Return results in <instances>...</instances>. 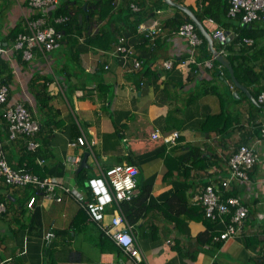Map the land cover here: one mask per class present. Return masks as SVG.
<instances>
[{
  "label": "crops",
  "instance_id": "0c3cea01",
  "mask_svg": "<svg viewBox=\"0 0 264 264\" xmlns=\"http://www.w3.org/2000/svg\"><path fill=\"white\" fill-rule=\"evenodd\" d=\"M172 1L194 15L201 14L209 2ZM27 2L0 0L1 48L10 49L15 40L13 29L24 26V18L35 14ZM133 4L139 8L137 13L128 7ZM225 5L228 8L227 2ZM223 12L219 10L218 22L204 19L203 27L210 35L221 28L236 38L235 32L244 26ZM127 14L131 15L126 18ZM112 15L115 20L110 18V22L94 20L89 33L93 28H107L114 42L123 37L142 62L141 69L131 71V61L114 54L113 46L98 50L73 35L77 43L66 50L67 55L71 48L78 54L75 77L70 81L76 86L71 103L52 83L45 91L50 97L46 108L36 104L39 89L31 87V80L52 73L55 51L45 58L35 52L30 61L13 49L1 56L11 69L8 104L22 103L40 124L38 140L46 153L43 163L36 165L46 177L80 190L82 182L75 174L79 165L70 166L69 158L81 161L88 153L87 163L90 160L97 168L93 177L117 165L136 167L138 194L125 211L139 246L140 264H264V142L257 146L258 161L249 173V182H231L224 190L225 197H239L248 209L240 234L213 242L223 226L206 220L202 209L191 201L206 185L219 186L228 176L230 156L260 136L264 110L257 97L264 91V22L247 26L253 38H246L253 45H236L232 48L235 53L226 51V58L255 75L253 82L239 68L241 90L233 85L228 72L218 75L216 61L212 69L194 64L212 56L200 48L190 59L187 43L170 35L184 20L180 10L162 0H115ZM137 16L141 20L138 26ZM154 23L168 31L155 43L145 32H138L139 26L148 28ZM214 48H220L217 41ZM163 61L172 62L174 68L163 69ZM155 131L160 136L178 132L179 137L173 144L161 138L151 140ZM6 136L5 124L0 123V138ZM81 136L86 137L89 148L68 147ZM23 148L20 141L5 144L11 167H19ZM31 196L36 200L30 212L26 203ZM0 203L6 205L5 214L0 215V254L11 264H127L116 246L88 220L84 209L68 197L56 203L30 188L11 189L0 179ZM45 232L53 234L48 245L43 240Z\"/></svg>",
  "mask_w": 264,
  "mask_h": 264
},
{
  "label": "built area",
  "instance_id": "2783aa9c",
  "mask_svg": "<svg viewBox=\"0 0 264 264\" xmlns=\"http://www.w3.org/2000/svg\"><path fill=\"white\" fill-rule=\"evenodd\" d=\"M59 0H28V6L35 13L34 17L24 18L25 33H19L13 44L8 50L21 52L22 59L30 61L35 52L42 57L61 48L63 44V34L55 28L56 25L65 23L67 17L51 18L49 12L58 6ZM228 4L227 17L236 19L240 17L241 26L250 25L254 22H264V0H224ZM130 10L137 13L139 8L130 5ZM52 21V24H50ZM96 28H93V32ZM138 32H146V37L160 36L164 29L160 24L154 23L153 26L146 28L141 25ZM174 35L183 37L190 46V59L195 55L196 49L201 44L194 26L191 23H184L173 32ZM213 38L218 41L221 48L219 54L225 55L223 47L226 36L224 31L216 29ZM251 46L253 41L249 38H242L240 45ZM8 50L0 47V56L7 53ZM114 54L120 56L123 60L131 61V71H138L142 62L134 56L131 47H127L123 37H119L114 49ZM183 64H186L184 62ZM198 67L212 69V60H205L200 63L194 62ZM162 67L170 70L173 64L170 61L162 63ZM218 75H223V67L218 66ZM106 69V67H105ZM257 103L264 106V91L257 97ZM0 123L5 124L7 136L4 140L0 138V179L11 189L30 188L36 193L41 194L45 200L53 199L56 203H61L64 197H68L86 211L88 220L95 223L105 238L111 240L128 258L129 264H140L142 257L138 246L132 235L131 226L123 214L118 202L130 200L133 196L132 187L137 170L131 166H115L106 170H101L98 177L91 178L84 182V189L66 185L60 179L50 177H39L38 175L27 171L24 168H13L9 165L6 154L5 144L22 142L27 151H34L39 144L34 140L35 135L40 129V125L34 120L30 112L21 103L13 105L8 104V85L4 82V77L0 71ZM260 136L255 138L252 143L241 145L238 150L228 159V179L221 182L222 188H227L231 181L248 182L249 173L258 161L257 146L264 142V125L259 128ZM179 137L178 132L170 135L160 136L157 131L151 134L152 140L161 138L165 143H174ZM69 148L87 147L89 143L85 136L76 139L75 142L68 144ZM42 164L43 159L36 160ZM79 160L69 158V165H78ZM36 198L31 196L26 209L32 211ZM113 202L115 209L112 211L108 222L104 221L105 209ZM193 202L203 208L204 217L211 222L219 223L223 230L219 236L212 238L213 242L225 241L240 233L243 222L247 217V208L243 206L238 198L228 197L221 199L220 191L213 185L204 187L199 195L193 197ZM6 205L0 203V215L5 214ZM53 238L51 232H45L43 236L44 243L48 245ZM10 259H3L0 255V264H10Z\"/></svg>",
  "mask_w": 264,
  "mask_h": 264
},
{
  "label": "trees",
  "instance_id": "16d2710c",
  "mask_svg": "<svg viewBox=\"0 0 264 264\" xmlns=\"http://www.w3.org/2000/svg\"><path fill=\"white\" fill-rule=\"evenodd\" d=\"M59 1L61 2L58 4V6L50 10L49 16L51 18H56V17L68 18V20L65 23L55 26L57 31L63 34V44L65 45L68 44L69 46H72V43H74L76 45L77 38H74L75 36H73L76 35V36H80V38H84L85 44L98 50L107 51L109 50V48H111V46H114L115 44L114 35L113 33L109 32L107 28L106 29L99 28L98 30L96 29V31L93 33H89L88 30H89V26L91 27V25L93 24L92 22L94 20L97 21L107 20V22H110V18L112 17V13L114 11L115 0H85L83 2H80L81 0H73V1L59 0ZM224 3L226 4V2ZM225 4H221V0H209L208 4L205 5L201 10L202 13L201 14L195 13V16L202 25L204 19H210L218 22L219 10L224 9L222 15L225 14L227 16L228 8ZM130 15L131 14H127L126 18H128ZM34 16L35 15H33L32 17ZM239 19L240 17H238L236 20L238 21ZM140 21H141L140 16H137L136 18L137 26L140 23ZM183 21H189V19L185 16V19ZM50 24H52V21H50ZM110 24L111 23H109V25ZM223 25L225 26V24ZM238 31L235 32V34L237 35L236 38H233L231 43L228 44V46L226 45L227 47L225 46V50L227 52L229 51L230 53H235L232 52L233 51L232 48L237 44H240L242 38H246L250 36L251 38H253L252 35H250L251 30L248 29L247 26H244ZM25 32L26 30L24 26L21 27V25H17L13 29L11 34L14 36V38H16L19 33H25ZM71 50L72 53L68 54L67 56L66 55L62 56V54L58 55L57 58L60 57L62 64L58 66L55 63L52 67L51 74L49 73L48 75L44 76V78H39V76H33V79L31 80L32 83L31 87L32 88L38 87L39 89L36 95V98L38 97L36 101V104L38 106L44 108L49 104L50 97L47 94H45V91L48 85L52 83L56 84L61 89L63 94L66 96V100H68L69 102V99L67 98V94L68 93L72 94L76 87L75 85L71 84L70 81L72 78L75 77V73H74V71L76 70L75 65L78 60V54L74 52L72 48ZM200 51L205 52L209 56H211L206 49L205 40H203V44L201 46ZM239 52L242 53L243 49L240 48ZM1 56H0V71L4 77V82L7 83L8 85V83L10 82L11 69H9V66L6 62L2 61ZM21 57L22 56L20 52V58ZM227 59L229 60L230 65L233 68L235 78L239 83H241L240 77L238 75V71L240 67L245 77L251 79V81L253 82L255 81V75L252 72V70H250V68H244L240 64H236L234 59L230 57H227ZM224 71L225 73H227L225 69ZM27 109L29 111H32L30 108ZM34 140L39 144L38 148L35 149L34 151H27L24 145L23 150L25 153L21 161L19 162V167L17 168H24L27 171L32 172L38 175L39 177L43 178L46 176L44 175L43 171L36 165V160L43 159V154L46 152L43 149L42 143L39 142L37 134L35 135ZM76 178L83 183V181L86 179V170H81L80 172H78L76 174ZM127 207L128 204L126 203L123 204L124 211L126 210L125 208ZM188 211L190 212V210ZM36 213L37 211L34 212V214ZM37 218H38V214H37Z\"/></svg>",
  "mask_w": 264,
  "mask_h": 264
},
{
  "label": "clouds",
  "instance_id": "9594fccd",
  "mask_svg": "<svg viewBox=\"0 0 264 264\" xmlns=\"http://www.w3.org/2000/svg\"><path fill=\"white\" fill-rule=\"evenodd\" d=\"M185 14H184V19H185ZM187 17V16H186ZM237 19V18H236ZM208 20H210V19H208ZM190 21V20H189ZM183 21V22H181V24L180 25H178V27L179 26H181V25H183L184 23H191L193 26H194V28H195V31H196V33H197V35H198V37L201 39V44H200V46L196 49V52H195V54L197 53V51L201 48V46H202V44H203V40H204V38L202 37V35L200 34V32L198 31V29L196 28V26L190 21ZM212 22H213V20H211ZM158 24V23H157ZM162 26V25H161ZM203 26V25H202ZM246 26H248V25H246ZM178 27L176 28V29H178ZM162 28L164 29V33L163 34H161L160 36H154V37H150V36H148V37H146V32H145V37L146 38H148V39H150L151 41H153L154 43L156 42V40H158L160 37H163V36H165L167 33H168V31H167V29L164 27V26H162ZM204 28V27H203ZM175 29V30H176ZM217 29H221V28H217ZM175 30L173 31V32H175ZM206 30V29H205ZM221 30H223V29H221ZM215 31V30H214ZM224 31V30H223ZM173 32H171L170 33V35H174L173 34ZM214 33V32H213ZM213 33H212V38H213ZM226 33L227 32H225L224 31V34H225V36L226 37H228L227 35H226ZM175 36H177V35H175ZM177 37H180V36H177ZM119 38V37H118ZM180 38H182L186 43H187V45H188V49H189V54H190V46H189V44H188V42H187V40L185 39V38H183V37H180ZM230 40H229V42L232 40V38L230 37V35H229V37H228ZM227 39V38H226ZM250 39V38H249ZM118 40V39H117ZM117 40H116V42H115V44H114V46H113V52H114V49H115V47H116V43H117ZM213 40H214V42L215 41H217V40H215L214 38H213ZM253 41V40H252ZM228 42V43H229ZM217 43H218V41H217ZM219 44V43H218ZM226 40H225V43H224V45H223V47H224V49H225V46H226ZM220 45V44H219ZM237 45H240V44H237ZM244 45V44H243ZM241 46H242V44H241ZM220 48H221V46H220ZM217 52H218V54H219V49H217ZM219 55H222V54H219ZM223 56H226V50H225V55H223ZM209 60H212V64H213V62L215 61L213 58L212 59H209ZM162 63H164V62H162ZM162 63H161V66H162ZM172 63V62H171ZM173 64V63H172ZM217 64H219L218 62H217ZM220 65V64H219ZM218 65V66H219ZM141 66H142V64H141ZM222 66V65H221ZM223 67V66H222ZM163 68V67H162ZM172 68H174V64H173V67ZM171 68V69H172ZM213 68V67H212ZM140 69H141V67H140ZM163 69H165V68H163ZM170 69V70H171ZM223 69H225L224 67H223ZM167 70V69H166ZM226 70V69H225ZM225 71H223V73H224ZM22 104V103H21ZM25 106V105H24ZM26 108V107H25ZM27 109V108H26ZM28 110V109H27ZM29 111V110H28ZM30 112V111H29ZM30 114H31V112H30ZM31 116H32V114H31ZM32 118H33V116H32ZM34 119V118H33ZM35 120V119H34ZM38 122V121H37ZM38 124H39V122H38ZM40 125V124H39ZM40 130V129H39ZM150 138H151V135H150ZM151 140H152V138H151ZM247 145V144H246ZM240 147V146H239ZM238 150V149H237ZM97 163V162H96ZM80 164V161H79V163H78V165ZM88 164V163H87ZM117 166H130V165H117ZM78 167L79 166H77V168L76 169H78ZM115 167V166H114ZM131 167H134V166H131ZM112 168V167H111ZM136 170H137V168L136 167H134ZM83 170H87V169H83ZM77 171V170H76ZM76 171H75V173H76ZM251 172V171H250ZM77 174V173H76ZM137 176H138V170H137V175L135 176V178H134V186L132 187V194H133V196H132V198L130 199V200H123V201H120V202H118V206H120V208L122 209V211H123V214L125 215V217H126V219L128 220V218H127V216H126V214H125V211H124V209H123V204H128L129 205V203H131V202H133L136 198H137V194H138V189H137V184H136V180H137ZM98 177V176H97ZM228 177H229V174H228V176L225 178V179H228ZM91 178H95V177H86V179L83 181V183H82V190H85L84 189V182L85 181H87V180H89V179H91ZM225 179H223V180H225ZM222 180V181H223ZM221 181V182H222ZM221 182L219 183V186H215V185H213L216 189H218L219 191H220V195H221V199L223 200V199H225V198H228V197H235V198H238L239 200H240V202L243 204V206H245L244 205V203L242 202V200L239 198V197H237V196H227V197H225L224 196V190H226L227 188H222V186H221ZM231 182H239V181H231ZM230 182V183H231ZM249 182V181H248ZM248 182H242V183H248ZM229 183V184H230ZM210 185V184H209ZM74 186H76V185H74ZM207 186V185H206ZM229 186V185H228ZM73 187V186H72ZM79 189V188H78ZM204 189V188H203ZM202 189V190H203ZM202 192V191H201ZM200 192V193H201ZM199 193V194H200ZM198 194V195H199ZM191 201H192V204L193 205H198L201 209H202V213H203V208H202V206L201 205H199V204H196V203H194L193 202V198L191 199ZM75 203V202H74ZM78 207H79V205L77 204V203H75ZM115 205H117L115 202H113L110 206H107L106 207V209H105V214H104V221L106 222V218H108L109 219V217L111 216V214H112V211L116 208L115 207ZM246 207V206H245ZM80 208V207H79ZM247 208V207H246ZM248 210V209H247ZM85 212V214H86V211H84ZM247 214H248V212H247ZM86 216H87V214H86ZM203 216H204V213H203ZM88 218V217H87ZM205 218V217H204ZM247 218V217H246ZM246 218H245V220H246ZM206 219V218H205ZM206 220H208V219H206ZM245 220H244V222H245ZM209 221V220H208ZM128 222H129V220H128ZM211 222V221H210ZM244 222H243V226H244ZM212 223H215V222H212ZM129 224H130V222H129ZM131 226V225H130ZM243 226H242V228H243ZM131 231H132V226H131ZM241 231H242V229H241ZM241 231H240V233H241ZM239 233V234H240ZM132 235H133V232H132ZM238 235V234H237ZM218 236H219V234H218ZM236 236V235H235ZM134 237V236H133ZM215 237V236H214ZM213 238V237H212ZM232 238V237H231ZM134 239H135V237H134ZM229 239V238H228ZM111 241V240H110ZM112 242V241H111ZM135 242H136V239H135ZM221 242H224V241H221ZM113 243V242H112ZM114 244V243H113ZM115 245V244H114ZM136 245L138 246V244H137V242H136ZM116 246V245H115ZM116 248L118 249V251L121 253V251L119 250V248L116 246ZM138 249H139V246H138ZM1 255V254H0ZM121 255H123L122 253H121ZM141 255V254H140ZM124 256V255H123ZM2 257V256H1ZM125 257V256H124ZM126 258V260H127V264H129L128 263V258L127 257H125ZM124 262V261H123ZM142 262V261H141ZM10 264H11V262H10ZM124 264H126L125 262H124Z\"/></svg>",
  "mask_w": 264,
  "mask_h": 264
},
{
  "label": "water",
  "instance_id": "95a60500",
  "mask_svg": "<svg viewBox=\"0 0 264 264\" xmlns=\"http://www.w3.org/2000/svg\"><path fill=\"white\" fill-rule=\"evenodd\" d=\"M162 1L170 7L180 10L183 14L187 16V18L196 26V28L198 29V31L204 38L206 42L207 50L211 54L212 58L226 69L233 85L236 88L243 90V87L237 82L234 76V71H233L232 66L230 65L229 60L225 56L218 54L217 50L214 48V40L212 36L203 28L202 24L197 20L196 16L191 11H189L187 8H185L183 5L173 2L172 0H162ZM226 35L229 37L228 32L226 33ZM228 37L226 39V43H228L230 40ZM253 102L257 107H259L254 100ZM261 108L264 110V107H261ZM87 158H88V153H85L80 161V164H79V167L76 173L80 172L83 169H89V166L87 164ZM119 264H124V262L120 261Z\"/></svg>",
  "mask_w": 264,
  "mask_h": 264
},
{
  "label": "rangeland",
  "instance_id": "374dc122",
  "mask_svg": "<svg viewBox=\"0 0 264 264\" xmlns=\"http://www.w3.org/2000/svg\"><path fill=\"white\" fill-rule=\"evenodd\" d=\"M4 1V0H3ZM71 1H73V0H71ZM2 6H3V4H1ZM116 16H118V14H116ZM111 20H115L114 18H113V15H112V17H111ZM63 46V48H61V50L60 51H55V53H53V59H55V62L54 63H56V65H58V66H60L61 64H62V62H61V59L60 58H57L58 57V55L59 54H62V56H65V55H67L66 54V50H68V44H66V45H62ZM43 58H39V60L41 61ZM163 62H165V61H163ZM34 63H38V61H34ZM73 67H74V65H73ZM72 67V68H73ZM67 98L69 99V101H70V103H71V100H70V94L68 93L67 94ZM88 166L90 167L89 169H87L86 170V173H88L89 175L88 176H90V177H93V176H95V172L97 171V168H95V166L93 165V163L90 161V160H88Z\"/></svg>",
  "mask_w": 264,
  "mask_h": 264
}]
</instances>
